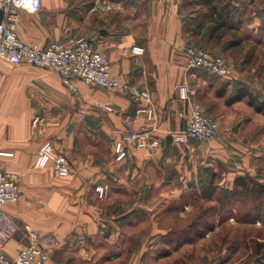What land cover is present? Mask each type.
Masks as SVG:
<instances>
[{"label": "crops", "instance_id": "0c3cea01", "mask_svg": "<svg viewBox=\"0 0 264 264\" xmlns=\"http://www.w3.org/2000/svg\"><path fill=\"white\" fill-rule=\"evenodd\" d=\"M237 22L251 31L263 29L264 0H42L38 12L21 11L16 32L23 41L47 48L56 41L87 39L106 56L113 77L150 92L156 105L152 137L159 144L136 141L128 157L117 161L121 132L147 124L145 116L127 123L147 105L143 99L80 79L72 92L54 70L0 60V164L20 175L21 191L17 203L0 207L7 215L0 219L3 251L15 257L32 242L28 231L34 230L48 247L51 264H98L110 225L118 227L109 222L101 197L139 190L141 175L125 174L126 166H139L157 149L195 143H176L170 135L185 126L193 87L225 80L189 69L183 47L202 46L236 64L227 53L238 44L226 37ZM217 23L223 27L216 30ZM135 46L144 53H133ZM197 72L215 78L207 81ZM179 85L190 89L188 100L181 99ZM45 142L67 159L71 175L55 177L51 167H34Z\"/></svg>", "mask_w": 264, "mask_h": 264}, {"label": "rangeland", "instance_id": "374dc122", "mask_svg": "<svg viewBox=\"0 0 264 264\" xmlns=\"http://www.w3.org/2000/svg\"><path fill=\"white\" fill-rule=\"evenodd\" d=\"M239 24L226 37L238 44L227 53L236 64L224 54L229 79L193 87L194 106L220 120L215 139L163 147L139 166H126L125 174L141 175L139 190L101 197L118 227L110 225L98 264H264V219L246 218L250 202H218L239 176L264 184V112L249 97L233 101L246 89L264 103V27L256 32Z\"/></svg>", "mask_w": 264, "mask_h": 264}, {"label": "built area", "instance_id": "2783aa9c", "mask_svg": "<svg viewBox=\"0 0 264 264\" xmlns=\"http://www.w3.org/2000/svg\"><path fill=\"white\" fill-rule=\"evenodd\" d=\"M41 4L42 0H0V9L4 13L0 21V60L15 65L26 63L54 70L60 74L64 86L72 92L78 91L75 81L80 79L89 86L117 89L131 97L143 99L147 105L138 107L134 118H130L127 123L133 125L137 117L145 116L147 124L139 129L121 132L120 139L115 142L116 160H125L128 157V147L136 141L157 147L159 139L152 137L154 127L151 123L156 120V105L151 93L113 77L106 56L89 40L79 38L68 42L56 41L47 48H41L19 38L16 28L21 11L38 12ZM132 51L135 54H143L144 48L135 46ZM183 53L189 69H204L222 78H229L232 74L231 65L221 55L214 56L202 47L191 45H185ZM178 91L181 99H189L190 89L186 85H179ZM105 109L111 108L106 106ZM219 128V119L208 116L202 108L193 106L184 128L172 134L173 140L180 144H187L191 140L210 142L215 139ZM34 167L36 169L51 167L55 177H67L72 174V167L67 159L55 153L50 142H45L39 148ZM20 196V175L4 170L0 164V207L17 203ZM0 219H7L1 208ZM28 233L32 242L20 248L15 257L8 256L0 245V264H51L48 247L38 240L34 230H29Z\"/></svg>", "mask_w": 264, "mask_h": 264}, {"label": "trees", "instance_id": "16d2710c", "mask_svg": "<svg viewBox=\"0 0 264 264\" xmlns=\"http://www.w3.org/2000/svg\"><path fill=\"white\" fill-rule=\"evenodd\" d=\"M221 27H223V24L217 23V27L215 29L218 30ZM244 97L250 98L251 103L256 106L257 111L264 112V103L257 102L255 97H253L246 89H240L238 94L233 98V101ZM170 136L173 140V135ZM214 193L215 189L213 188L206 193V196L212 197ZM221 193L222 194L218 197V202L221 205L236 206L238 202H241L244 206L248 205L250 202L251 207L246 212V218L255 217L257 219H264V184L257 183L246 176H239L236 178L233 188L224 189Z\"/></svg>", "mask_w": 264, "mask_h": 264}, {"label": "water", "instance_id": "95a60500", "mask_svg": "<svg viewBox=\"0 0 264 264\" xmlns=\"http://www.w3.org/2000/svg\"><path fill=\"white\" fill-rule=\"evenodd\" d=\"M3 17H4L3 10L0 9V21L3 19Z\"/></svg>", "mask_w": 264, "mask_h": 264}]
</instances>
